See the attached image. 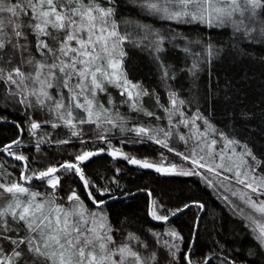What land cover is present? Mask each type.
<instances>
[{
  "label": "snow or ice",
  "instance_id": "1",
  "mask_svg": "<svg viewBox=\"0 0 264 264\" xmlns=\"http://www.w3.org/2000/svg\"><path fill=\"white\" fill-rule=\"evenodd\" d=\"M133 2L142 19L118 12L123 0H0V126L15 129L0 140V264H248L247 257L264 255V150L217 129L200 112L199 73L220 49L207 36L197 40L181 31H228L241 52L240 44L264 47V0ZM125 44L147 52L155 65L158 83L151 91L128 79ZM172 52L181 54L174 64ZM181 74L191 81L186 93ZM109 87L118 90L120 104ZM145 97L163 113L162 125L157 111L144 107ZM223 102L234 101L225 92ZM121 105L130 111L127 118ZM232 112L237 126L252 122L244 104ZM219 140L224 143L217 148ZM177 141L187 150L179 151ZM129 145H151L156 156L125 152ZM53 148L55 162L46 151ZM101 155L224 188L237 198L233 203L223 196L254 242L246 256L237 259L216 241L195 258L208 209L194 198L170 209L163 194L146 193L147 214L166 226L163 231L130 219L114 224L106 205L118 198L119 180L85 171ZM192 209L197 214L185 241L170 221Z\"/></svg>",
  "mask_w": 264,
  "mask_h": 264
},
{
  "label": "trees",
  "instance_id": "2",
  "mask_svg": "<svg viewBox=\"0 0 264 264\" xmlns=\"http://www.w3.org/2000/svg\"><path fill=\"white\" fill-rule=\"evenodd\" d=\"M117 3L119 5L121 0H117ZM123 5V7H118V12H122L125 17L131 19H142V16L137 15L139 9L136 8L133 0H123ZM147 22L151 23V21ZM181 31L197 40L202 36H207L220 49L218 55L202 67L199 73L197 95L200 112L221 131L232 132L237 139L243 136L246 142H255L254 150H264V115H262L264 114V47L244 48V45L240 44L239 49L243 50L241 52L233 47L237 42L229 35L228 31H213L211 29L203 31L202 27L196 28L195 26H183ZM124 51L127 53L124 58V69L128 74V79L134 83L140 81L145 86H150V91L155 88L158 83L157 69L148 53L130 44L124 45ZM180 57V53L172 52L169 62L174 64ZM181 77V82L184 84L183 92L186 93L191 81L183 74ZM156 90L160 91L163 96V91ZM225 92L234 101L230 105L223 102ZM112 93L118 96L116 103L120 104L117 92L114 90ZM237 96L238 100L235 99ZM239 104H244L252 110V122L245 127L237 126L230 119L233 114L232 109H235ZM147 107L150 110L154 109V102L152 101L151 105ZM189 108L196 110L195 106ZM122 111L119 107L121 115L126 118L130 115L127 112L124 114ZM159 114L162 112L160 111ZM16 118V116L12 117V119ZM140 119L147 120L148 118L140 117ZM14 132L15 129L10 125L0 126V140H4ZM250 146H252L251 143ZM151 147V145L149 147L129 145L125 147L124 151L138 157H154L156 153L151 151ZM46 151H48L49 159L55 162L57 156L53 154L57 152V149H46ZM165 155H168L166 151ZM117 168L120 169L119 173L113 171ZM85 171L89 175L95 174L105 178L115 176L119 180L121 186L119 190H115L116 185H110L115 190L114 195L118 198L110 200L106 205L109 219L114 224L117 220L124 222L126 219H130L144 228L163 231L166 226L156 224L147 214L150 202V197L146 194L148 192H151L153 197L163 194L166 207L170 209H175L182 202L193 198L205 202L208 211L207 215H203L196 240L194 248L196 259H199L202 252L214 248L216 241L226 243L232 256L243 259L249 246L254 243L246 235L241 219L234 215L198 176H165L153 170H140L136 166L129 165L123 160L113 159L108 155L94 157L87 163ZM65 183L73 184V181H65ZM73 186L78 187L75 184ZM123 192L129 193L130 197L125 199L122 195ZM88 206L92 207L90 203ZM196 214L197 210L192 209L170 221L172 225L180 229L185 236V241L188 239L191 231L190 225ZM247 260L248 264H264V255L257 253L247 257Z\"/></svg>",
  "mask_w": 264,
  "mask_h": 264
},
{
  "label": "rangeland",
  "instance_id": "3",
  "mask_svg": "<svg viewBox=\"0 0 264 264\" xmlns=\"http://www.w3.org/2000/svg\"><path fill=\"white\" fill-rule=\"evenodd\" d=\"M116 91L117 92V94H118V90H116V89H113V88H111V87H109V92L111 93V97H112V99L113 100H117V95H114L113 93H112V91ZM119 95V94H118ZM101 98V100H105L106 99V97H104L103 95L100 97ZM151 103H152V101L148 98V97H145L144 98V107L145 108H147L148 110H150L147 106H149V105H151ZM121 107V109L124 111H122V113H124V114H126L125 112H127L128 114H130V111H129V109L126 107V106H123V105H121L120 106ZM152 110H156L157 111V114L158 115H160L161 117H162V119H161V121H160V123H161V125L163 124V122H164V120H163V113L162 114H159V112H160V110L158 111V109H152ZM151 111V110H150ZM186 111H187V115L189 116V117H191V116H193V115H195V112H196V110H194L193 108H188V109H186ZM145 119H147L146 117H144ZM153 123H156V122H153ZM197 123L198 124H200L201 122L200 121H197ZM212 125H214L212 122H210ZM217 129H219L216 125H214ZM220 130V129H219ZM180 131L182 132V133H184V132H187V129H184L183 127H181V129H180ZM177 143H178V150L179 151H186L187 149L184 147V145H183V143L182 142H179V141H177ZM223 143H224V141L223 140H219L218 141V144H217V148H219V147H221L222 145H223ZM188 147H194V144L192 143V142H190V144L188 145ZM237 151H239V149L237 150ZM177 162H178V160H177ZM208 175L209 176H211V173H208ZM203 182H204V180H203V178L202 177H200V176H198ZM205 183V182H204ZM206 184V183H205ZM214 184H215V181H214ZM207 185V184H206ZM212 190H213V192L216 194V196L229 208V210L234 214V212H233V209L230 207V205L223 199V196H225V195H228L229 196V199L231 200V201H233V203H236L237 202V198L236 197H232L231 196V194L228 192V191H226L224 188H222V187H220L219 185H215L214 187H210ZM238 188H239V186L238 185H234V187H233V190H238ZM89 207V206H88ZM89 208H91V207H89ZM235 215V214H234ZM238 217V216H237ZM240 218V217H239Z\"/></svg>",
  "mask_w": 264,
  "mask_h": 264
},
{
  "label": "water",
  "instance_id": "4",
  "mask_svg": "<svg viewBox=\"0 0 264 264\" xmlns=\"http://www.w3.org/2000/svg\"><path fill=\"white\" fill-rule=\"evenodd\" d=\"M130 196H128V198H129ZM173 220V219H172ZM171 220V221H172ZM153 221V220H152ZM153 222H155L156 224H162L161 222H156V221H153Z\"/></svg>",
  "mask_w": 264,
  "mask_h": 264
}]
</instances>
